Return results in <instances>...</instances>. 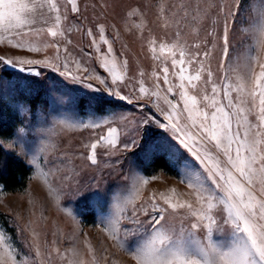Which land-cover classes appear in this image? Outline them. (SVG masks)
<instances>
[{
    "label": "snow or ice",
    "instance_id": "snow-or-ice-1",
    "mask_svg": "<svg viewBox=\"0 0 264 264\" xmlns=\"http://www.w3.org/2000/svg\"><path fill=\"white\" fill-rule=\"evenodd\" d=\"M239 4L240 0H236L237 11L230 12L229 16L237 15ZM69 11L73 16L80 13L78 0H0V43L6 42L11 49L31 53L49 47L59 53L63 43L65 54L63 64L59 63V55L55 62L49 58L13 59L0 55V63L19 67L21 72L27 70L34 77L42 74L31 68L25 69L24 65L49 67L66 81L81 84L91 93L99 92L94 85L85 83L89 75H74L69 70L71 52L67 46L72 44L68 38L72 29L65 26ZM76 30L82 29L77 27ZM83 31L91 41L89 47L96 54L100 67L108 75L92 74L105 85L108 96L133 103L120 91V86L128 79V61L116 55L104 26L96 25V32L92 28ZM229 32L230 26L225 22L219 36L222 42L219 79L208 63L216 43L201 51L200 42L188 44L182 41L179 31L171 43L163 39L149 40L151 59L160 62V70L151 73L155 81L151 88L145 86V73L140 71L135 91L139 93L138 99L154 98L153 103L163 120L152 113L147 114L140 121L143 134L139 140L121 144L119 130L111 126V119L68 125L93 130L106 128L105 134L84 145L88 153L82 158L88 162L87 166L97 165L98 148L109 151L122 148L145 156L164 153L170 158L179 182L190 191L192 199L187 201L174 202L159 194L160 203L157 194H151L137 204L139 192L149 183V178L136 173L132 177L133 192L112 200L110 211L98 216L102 232L131 257L133 264H264V63L259 64L258 72L255 71L258 57L254 54L264 43V0H260L256 18L245 29L246 37L251 40L247 51L233 56ZM193 33L198 35V30L194 28ZM208 35L216 39L215 33L209 32ZM13 36L18 39L14 41L10 38ZM204 43L207 45L208 42ZM101 45L107 46L106 51ZM92 54L84 53L88 57ZM167 58L171 60V72ZM73 63L88 73L79 61ZM109 79L111 87H108ZM160 80H163V86ZM58 86L64 85L53 80L52 90H58ZM161 100L166 107L160 106ZM70 102L91 106L93 102L105 101L103 96L86 92L82 99L70 98ZM153 125L168 135L156 138ZM4 145L5 139L0 135V149ZM27 163L36 165L38 178L48 185L49 193L59 206L61 196L51 186L49 173L40 168L35 155ZM79 174L72 170L73 176ZM62 180L67 182L71 177L65 174ZM75 184L71 195L78 203L84 201L87 204L100 195L98 190L92 189L91 181H75ZM63 210L76 218L71 209L65 207ZM0 246L5 248L0 254V264H28L26 258L19 257L14 249L5 245L3 233H0ZM89 253L92 264H96L90 247ZM57 254L65 256L59 251ZM40 255L37 249L35 256ZM32 264L36 261L33 260ZM69 264L83 262L74 260Z\"/></svg>",
    "mask_w": 264,
    "mask_h": 264
},
{
    "label": "rangeland",
    "instance_id": "rangeland-1",
    "mask_svg": "<svg viewBox=\"0 0 264 264\" xmlns=\"http://www.w3.org/2000/svg\"><path fill=\"white\" fill-rule=\"evenodd\" d=\"M78 4L80 13L73 16L69 11V20L65 25L72 29L68 33L72 44L67 46L71 52L68 58L69 70L74 75H89L85 83L94 85L100 89L99 92L91 93L81 84L66 81L49 67L24 65L25 69L31 68L42 74L34 77L27 70L21 72L19 67L13 68L0 63V121L10 118L15 120L13 134L4 138L3 149L26 163L35 155L37 164L44 172L49 173L51 186L61 196L58 206L49 193L48 185L38 178L36 165L27 163L32 168V173L25 190L7 192L0 189V233L4 234L5 245L14 249L19 257L26 258L28 264H32L33 260L36 264H69V261L74 260L92 264L89 247L95 254L96 264H133L131 257L102 232L97 222L98 216L110 211L112 200L133 192L132 177L136 173L149 178V183L139 192L137 204L151 194H157L160 203L162 201L159 200V194L170 197L174 202L187 201L192 199L190 191L179 182L170 158L164 153L157 155L167 158L173 171L171 173L149 169L147 165L154 156H145L140 152L134 154L132 150L125 151L122 148L119 151L98 148L97 165L87 166L88 162L82 158V155L86 156L88 153L84 145L105 134L106 128L93 130L68 125L80 121L111 119V126L119 130L121 144L139 140L143 134L140 121L147 114L152 113L163 120L153 103L154 98L138 99L139 93L135 91L140 71L145 73V86L151 88L155 83L151 73L160 70V62L151 59L149 40L163 39L171 43L175 33L179 31L182 41L188 44L200 42L201 51L216 43L217 47L213 56L208 58V63L219 79V49L222 43L219 36L223 33L225 22L230 26V44L235 57L247 51L251 43L250 38L246 37L245 29L256 18L260 0H240L235 17L228 14L237 11L236 0H78ZM161 8L164 9L163 12ZM98 24L104 26L105 35L116 55L128 61V79L120 86V91L132 99L131 104L108 96L105 85L100 84L92 74L99 73L102 77L108 75L100 67L96 54L89 47L91 41L83 31L92 28L96 32ZM77 27L82 30L77 31ZM194 28L198 30V35L193 33ZM209 32L216 34L215 40L208 35ZM96 34L98 39V33ZM10 38L14 41L18 39L15 36ZM205 41L208 42L207 45ZM101 48L106 51L107 46L101 45ZM85 52L93 54L88 57L84 55ZM254 54L258 57L255 67L258 72L259 64L264 63V43ZM0 55L13 59L49 58L54 62L59 55V63L65 62L63 43L59 53L51 47L31 53L11 49L5 42L0 43ZM73 61H79L88 69V73L78 69ZM167 65L171 72L170 58H167ZM53 80L64 86L52 90ZM159 83L163 86V80ZM108 87H111L110 79ZM86 92L88 95L103 96L107 105L102 112L97 107L103 102H93L91 106L87 103L70 102V98L82 99ZM140 105L144 107L141 108ZM160 106L166 107L162 100ZM152 131L158 139L168 135L155 125ZM73 169L80 174L73 176ZM65 174L71 177L70 181L62 180ZM75 181H91V187L94 191H99V197L87 204L84 201L78 203L77 198L71 195L76 187ZM65 207L72 210L75 219L64 212ZM37 249L41 253L40 257L35 256ZM4 251L5 248L0 246V254ZM58 251L65 253V256H59Z\"/></svg>",
    "mask_w": 264,
    "mask_h": 264
},
{
    "label": "trees",
    "instance_id": "trees-1",
    "mask_svg": "<svg viewBox=\"0 0 264 264\" xmlns=\"http://www.w3.org/2000/svg\"><path fill=\"white\" fill-rule=\"evenodd\" d=\"M107 104L103 102L97 108L103 111ZM14 119L0 121V135L4 138L12 136L14 131ZM149 169H161L165 172H173L171 166L163 155L154 156L147 165ZM147 168V170H149ZM32 173V168L21 158L0 149V189L7 192H19L26 189ZM4 225L7 223L3 220Z\"/></svg>",
    "mask_w": 264,
    "mask_h": 264
}]
</instances>
